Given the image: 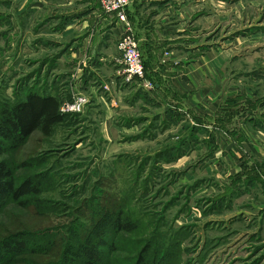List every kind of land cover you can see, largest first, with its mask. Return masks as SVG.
<instances>
[{
	"label": "rangeland",
	"instance_id": "1",
	"mask_svg": "<svg viewBox=\"0 0 264 264\" xmlns=\"http://www.w3.org/2000/svg\"><path fill=\"white\" fill-rule=\"evenodd\" d=\"M181 2L196 12L195 22L193 17L186 22L201 29L203 48L220 53L225 72L217 78L220 95L249 91L259 99L264 121V0ZM18 4L0 0V109L38 88L58 96L63 109L81 95L67 91L59 64L53 60L49 66L47 54L23 53L26 39L32 40L28 25L41 14L23 15L19 34ZM130 86H98V97L79 112H65L66 122L50 136L36 131L26 144L8 149L2 159L17 178L41 172L49 177L40 195L46 207L36 213L9 205L0 213V237L44 231L57 238L67 234L73 246L118 206L122 218L138 228L117 235L107 227L102 264H136L143 249L149 264H264V156L251 158L261 169L234 173L241 165L229 152L232 141L226 155L220 150L211 156L206 152L211 142L200 144L202 132L185 122L187 114H163L144 89L131 92ZM209 87L216 88L211 81ZM256 135L254 147L247 148L257 145L264 153V135Z\"/></svg>",
	"mask_w": 264,
	"mask_h": 264
},
{
	"label": "crops",
	"instance_id": "2",
	"mask_svg": "<svg viewBox=\"0 0 264 264\" xmlns=\"http://www.w3.org/2000/svg\"><path fill=\"white\" fill-rule=\"evenodd\" d=\"M17 7L20 22L14 31L19 34L20 28L25 26L21 20L23 15L41 14L28 25L32 40L26 39L23 53L34 51L30 58L47 54L49 66L53 65V60L55 66L59 64L67 91L72 94L76 91L89 102L98 97V86L121 90L125 84L118 43L131 30L139 42L154 89L134 82L130 84V91L138 93L139 89H144L149 99L162 107L163 114L172 111L187 114L189 118L185 122L189 120L190 127L202 132L200 144L211 142L206 152L213 157L220 150L222 156L226 155H223V152L228 153L225 147L232 141L229 152L241 165L234 173L245 174L254 167L262 168L251 158L255 154L260 159L264 153L258 151L257 145L255 149L247 148V145L254 147L251 140L257 133L264 135L260 101L250 97L247 90L220 95L217 78L225 73L218 57L220 53L203 48L201 29L197 31L195 24L189 26L186 22L189 18L195 22L196 12H190L181 0H132L127 10L129 26L116 14H106L100 0H19ZM7 21L4 15L3 22ZM11 36L14 34L8 35V39ZM23 57L30 62L27 55ZM209 81L216 88L209 87ZM36 93L43 94L40 88ZM100 104L107 110V104ZM246 159L254 165L247 167Z\"/></svg>",
	"mask_w": 264,
	"mask_h": 264
},
{
	"label": "trees",
	"instance_id": "3",
	"mask_svg": "<svg viewBox=\"0 0 264 264\" xmlns=\"http://www.w3.org/2000/svg\"><path fill=\"white\" fill-rule=\"evenodd\" d=\"M68 117L69 115L61 112V100L51 94L29 92L22 100L0 109V213L11 204L34 210L36 213L46 207L40 195L46 185L43 182L48 180L49 175L41 172L19 179L9 162L2 158L9 148L26 144L36 131L50 136ZM112 207L114 212L111 215L114 214H107L103 221L99 220L85 234L87 236H80L81 239L73 246H70L67 234L63 238H57L44 231H16L1 236L0 264L104 263L108 247L103 242L106 228L111 226L117 235L121 232L132 233L138 228L137 223L122 218L118 206ZM64 239L67 241L65 245ZM147 251L148 249H143L136 264H149L146 261ZM53 257H56L54 262Z\"/></svg>",
	"mask_w": 264,
	"mask_h": 264
},
{
	"label": "built area",
	"instance_id": "4",
	"mask_svg": "<svg viewBox=\"0 0 264 264\" xmlns=\"http://www.w3.org/2000/svg\"><path fill=\"white\" fill-rule=\"evenodd\" d=\"M101 8L106 14H116L120 21L127 23V10L132 0H100ZM127 26L128 23H127ZM118 49L122 53L123 77L125 83H139L146 89H154V83L147 78V70L139 48V42L130 30L119 39ZM169 55V54H167ZM88 99L80 96L74 102L67 103L61 108L62 113L79 112L88 104Z\"/></svg>",
	"mask_w": 264,
	"mask_h": 264
}]
</instances>
